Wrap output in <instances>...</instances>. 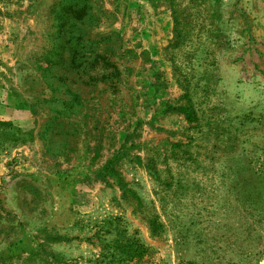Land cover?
Returning a JSON list of instances; mask_svg holds the SVG:
<instances>
[{"label": "rangeland", "instance_id": "rangeland-1", "mask_svg": "<svg viewBox=\"0 0 264 264\" xmlns=\"http://www.w3.org/2000/svg\"><path fill=\"white\" fill-rule=\"evenodd\" d=\"M0 264H264V0H0Z\"/></svg>", "mask_w": 264, "mask_h": 264}]
</instances>
